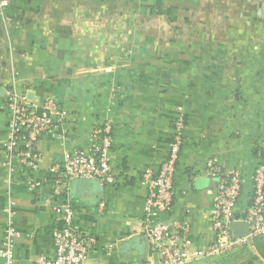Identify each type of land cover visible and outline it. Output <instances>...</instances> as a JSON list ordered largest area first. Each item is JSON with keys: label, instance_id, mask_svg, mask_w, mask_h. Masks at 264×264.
I'll return each instance as SVG.
<instances>
[{"label": "crops", "instance_id": "crops-1", "mask_svg": "<svg viewBox=\"0 0 264 264\" xmlns=\"http://www.w3.org/2000/svg\"><path fill=\"white\" fill-rule=\"evenodd\" d=\"M14 78L33 100L52 96L68 121L63 139H39V168L17 166L9 183L5 90ZM179 112L187 121L175 196L159 219L188 225L204 246L214 238L208 158L243 173L240 211L264 160L256 149L264 147V0H0V249L9 190L20 232L15 264L54 256L61 218L53 207L67 200L75 228L97 238L84 264L156 260L143 234L142 178L146 166L158 170L166 159ZM106 119L116 183L104 189L76 179L48 201L50 167L66 148H86L91 129ZM30 180L41 186L29 190Z\"/></svg>", "mask_w": 264, "mask_h": 264}, {"label": "built area", "instance_id": "built-area-1", "mask_svg": "<svg viewBox=\"0 0 264 264\" xmlns=\"http://www.w3.org/2000/svg\"><path fill=\"white\" fill-rule=\"evenodd\" d=\"M2 5H7L2 2ZM8 109V130L3 149L9 183L17 166L38 169L41 153L38 141L44 135L54 139L64 138L68 112L52 96L33 100L26 91L17 87L14 78L5 90ZM186 116L179 112L172 121V139L166 159L158 170L149 165L143 173L142 182L146 188L143 234L150 244L156 260L144 264H191L204 258L230 252L244 246L253 238L264 235V160H261L252 175V189L249 192L248 207L240 211L238 203L244 191L243 173L224 166L216 156L206 161L205 174L215 181V195L211 209V230L213 240L204 246L193 242L188 225L177 221L159 219V214L168 210L174 201V176L184 142ZM113 125L108 119L95 125L89 134L86 148H66L60 162L50 167L51 193L53 201L68 193L70 183L76 179H95L104 189L116 183V174L111 165L110 152L113 147ZM257 153L264 156V147L258 146ZM41 181L27 182L29 190L38 189ZM2 213L4 237L0 249L2 264H15V246L20 232L17 227V211L10 191L7 193ZM60 213L61 224L53 230L54 256L40 255L38 264H84L97 238L85 236L73 224L74 205L70 200L54 205ZM232 222H246L247 236H235L230 229ZM114 264V263H104Z\"/></svg>", "mask_w": 264, "mask_h": 264}, {"label": "rangeland", "instance_id": "rangeland-1", "mask_svg": "<svg viewBox=\"0 0 264 264\" xmlns=\"http://www.w3.org/2000/svg\"><path fill=\"white\" fill-rule=\"evenodd\" d=\"M191 264H264V235L253 238L230 252L201 259Z\"/></svg>", "mask_w": 264, "mask_h": 264}, {"label": "water", "instance_id": "water-1", "mask_svg": "<svg viewBox=\"0 0 264 264\" xmlns=\"http://www.w3.org/2000/svg\"><path fill=\"white\" fill-rule=\"evenodd\" d=\"M230 229L235 236H247L249 234V228L246 222H232Z\"/></svg>", "mask_w": 264, "mask_h": 264}]
</instances>
